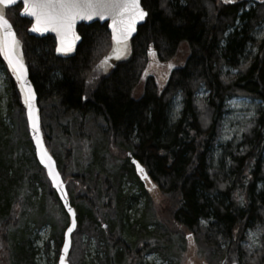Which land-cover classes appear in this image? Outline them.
Listing matches in <instances>:
<instances>
[{"label": "trees", "instance_id": "obj_1", "mask_svg": "<svg viewBox=\"0 0 264 264\" xmlns=\"http://www.w3.org/2000/svg\"><path fill=\"white\" fill-rule=\"evenodd\" d=\"M222 1L141 0L146 21L130 40L125 56L112 64L103 60L111 47L107 24L79 25L82 41L75 54L60 56L55 54L53 36L28 35L30 21L20 17V4L6 9L22 43L40 110L51 111L55 105L60 113L76 114L80 132L89 119H101L106 130L100 147L86 153L91 161L73 174L72 152H55L43 129L60 172L72 176L67 190L77 227L70 264H148L142 258L151 251L172 256L177 264L175 258L187 241L201 249L209 264H264V34L260 39L253 35L264 22V1L253 0L251 6L247 0ZM182 43L190 53L183 65L170 71L165 85L159 88L151 74L141 94L134 95L149 51L166 61ZM0 64H4L1 56ZM201 88L207 94L198 97ZM9 90L12 103L23 107L18 82L11 76ZM177 94L182 107L172 121L170 109ZM233 96L250 97L261 105L240 144L223 147L228 161L215 167L213 153L226 101ZM0 129H4L1 122ZM4 146L0 142V264H38L36 246L22 237L14 242L11 230L20 231L16 227L25 189L35 192L40 187L65 214L63 220L58 217L60 228L54 226L44 245L49 251L50 241L54 242L58 260L69 224L61 199L34 151L7 160ZM114 146L121 165L109 156ZM133 160L146 168L150 184L168 199L163 218L153 215V230H148L143 217L131 222L127 213L147 194ZM126 181L137 183L140 194L124 192ZM98 198L101 201L95 204ZM112 199L115 205L110 204ZM147 202L151 204L149 196ZM249 230L259 232L255 250L246 245ZM82 237L95 242L97 254L88 257V246L78 243Z\"/></svg>", "mask_w": 264, "mask_h": 264}, {"label": "rangeland", "instance_id": "obj_2", "mask_svg": "<svg viewBox=\"0 0 264 264\" xmlns=\"http://www.w3.org/2000/svg\"><path fill=\"white\" fill-rule=\"evenodd\" d=\"M247 5L251 6L254 4L248 2ZM263 34L264 22L256 28L253 35L256 39H260ZM251 48L250 50L252 51L254 47L251 46ZM189 53L190 50L188 45L182 43L177 49L176 54L169 60L163 61L157 56L152 55L151 58L149 56V64L141 77V83L138 89L134 91V95L138 96L141 94L144 82L148 75L151 74L156 77L159 88H162L166 83L170 71L173 68L183 65ZM10 76L11 74L5 64H0V122L4 126V129H0V142H2V145L5 144L2 151L4 152V158L7 160L15 159L17 156L27 153L28 150L34 151L32 142L29 139L30 135L25 108L21 107L19 104L12 103L13 101L9 90ZM206 94L205 89L201 88L198 97L206 96ZM11 103L15 105V107ZM260 105L261 102L259 100L250 97L233 96L227 99L221 136L213 153L212 164L215 167H219L221 162L225 163V160L228 161L223 147L225 145L235 147L240 144L242 132L245 130L248 122L256 115ZM53 106L54 107H51V111H41L42 129H45L46 134L50 137L48 139L49 144L55 152L59 154V152L63 151L65 153V149L72 152V162H69V164L73 167V174H79V172H81V166L84 167L91 161V158L88 156L89 154L86 153H91L93 149L100 147L102 141H104L106 130H103V121L101 119H89L85 122L80 132L78 126L80 120L76 117V114L68 115L62 112L60 113L58 112L59 110L55 108V105ZM181 107L182 97L180 94H177L173 99L170 109V118L172 121L179 116ZM75 120H77V125L74 123ZM88 149L89 151H87ZM113 151L114 154L110 153L109 156H113V160H115L117 165H121L122 158L117 156L118 153H115V146L113 147ZM84 154H86V157ZM71 177L72 176H64L67 185ZM77 185L78 187L80 186L79 181ZM138 186L137 183L133 185L129 181H126L122 187L124 192L140 194ZM143 186L147 194L142 195L137 204L130 208L127 213L130 215L131 222L143 217V222H146L145 225L148 230H153L155 228L153 215L155 219L163 218L162 212L164 207L167 205L166 208H169L168 199L156 185L150 184L149 181H143ZM82 192L83 190L79 188L78 194H82ZM48 194H50L48 190H43L42 187L37 188L35 192L32 189H25L19 206L20 220L16 227L20 228V231L11 230L15 232L14 242L20 240V237H22L30 240L33 245L36 246V261L38 264H57L54 242L50 241L51 248L49 251L44 250V245L50 238L54 226L55 228H60L58 217H60V220L65 219V214L61 207H57L56 201L52 197H49ZM147 196L151 198V204L147 202ZM93 201L97 204L100 203L99 201L101 200L98 198ZM115 203V199H112L110 202V204L113 205H115ZM150 206H152V210L148 208ZM100 211L104 213L106 210L100 209ZM126 238L129 239L127 236ZM130 238L129 240H133L131 235ZM78 243H82V245L84 244L86 247L88 246L89 258L97 254L98 249L93 240L89 241L86 237H82L81 240H78ZM8 245H10V243H8ZM77 245L79 246V244ZM246 245L250 250L257 249L259 246V232L257 230L248 231ZM1 247L2 243L0 240V248ZM175 261L177 264H209L202 254L201 249L189 241H187L185 249L178 253ZM142 262L148 264H173L174 261L172 256L165 258L161 256L159 252L151 251L143 254ZM223 263L224 262H222V264ZM122 264L129 263L124 261Z\"/></svg>", "mask_w": 264, "mask_h": 264}, {"label": "snow or ice", "instance_id": "obj_3", "mask_svg": "<svg viewBox=\"0 0 264 264\" xmlns=\"http://www.w3.org/2000/svg\"><path fill=\"white\" fill-rule=\"evenodd\" d=\"M24 2L25 13L35 18L33 30L45 31L52 28L57 32L61 41L57 47L59 52L71 51V42L68 40V36L72 33L73 25L77 19H92L94 16L104 19L105 16H111L112 38L114 41H120L127 40L128 36L135 31L136 22L143 20L146 16V12L140 5V0H24ZM0 3L9 5L13 3V0H0ZM72 35L73 38H78L74 36V33ZM19 43L12 30V25L0 12V55L4 56L16 79L20 81L21 91L24 93V103L28 106L29 120L39 147L42 142L39 137L38 118L34 115L32 104L34 93L26 79L27 70L18 51ZM46 157L47 153L41 149L42 163ZM47 160L49 175L54 183L59 184V173L53 170L51 157H47ZM136 167L146 177L147 174L144 173L143 168L139 164ZM68 212L73 216L71 225L67 228V232L71 233L76 226V220L71 207H68ZM68 247L69 242L65 241L64 253H67ZM60 264H65L64 255L60 256Z\"/></svg>", "mask_w": 264, "mask_h": 264}, {"label": "water", "instance_id": "obj_4", "mask_svg": "<svg viewBox=\"0 0 264 264\" xmlns=\"http://www.w3.org/2000/svg\"><path fill=\"white\" fill-rule=\"evenodd\" d=\"M21 3L22 4V8L20 10V16L21 17H24V18H28L30 21H31V24L28 28V34L30 36H37V37H45L47 35H52L54 38H55V42H56V47H55V53L62 56V55H68V56H72L75 54L76 50H77V47L78 45L80 44V42L82 41V37L81 35L78 33L77 31V27L78 25L80 24H93L95 22H99L101 24H104V23H108V26H109V30H110V33H111V38L113 37V30L112 28L110 27L111 23H112V18L111 16H105L104 19H101L99 16H94L92 19H77L73 25V29H72V33H74V36L75 37H78V38H73V35L72 33L69 34L68 36V40L71 42V51H67V52H59L57 51V47L58 45H60L61 41H60V37L58 36L57 32L52 30V28H48L47 30L45 31H35L33 30V24L35 23V18L32 17L31 15L25 13L24 11V8H25V2L24 0H13V3L9 4V5H5L3 3H0V12H2L5 16V8H8V7H12V6H15L17 4ZM140 5L141 7L143 8L142 4H141V0H140ZM144 9V8H143ZM145 11V10H144ZM146 12V11H145ZM146 16H147V12H146ZM146 16L144 17L143 20H138L135 24V31H133L127 38V40H120V41H114L113 38H112V42H113V47H112V51L109 55V58H112V59H117L119 56H120V53L122 51V49H124L126 47V42L130 39V38H133L136 33H137V30L138 28L143 25L145 23V20H146ZM5 18L8 20V18L5 16ZM9 21V20H8ZM9 23L11 24V22L9 21ZM12 25V24H11ZM12 30L15 32L13 26H12ZM15 35H16V32H15ZM17 38V36H16ZM18 40V39H17ZM18 51L20 53V55L22 56V59H23V63H24V66L26 68V79L28 81V83L30 84L31 86V89H32V92L34 93V98H33V101H32V104H33V108H34V115L38 118V126H39V137H40V140H41V145L38 147L37 145V142H36V139H35V133L33 132V129H32V126H31V122L29 120V116H28V106L24 103V93L21 91V95H22V99H23V103L25 104V107H26V116H27V121H28V128H29V134H30V137L32 139V142H33V145H34V149H35V155L37 157V159L39 160V162L44 166V169L46 171V174L48 176V178L50 179L52 185L57 189V192L61 198V201H62V204L66 210V212L68 213L69 215V225L68 227L71 225V222H72V219H73V216L72 214H70L68 212V207H71L73 212L75 213V220H76V225H77V219H76V211L74 209V207L71 205L70 203V199H69V195L67 193V190L65 188V184L61 178V175L59 174V177H58V180H59V184L57 183H54L53 182V179L52 177L49 175V169L47 167V164H48V160H47V157H51V164H52V167H53V170L57 173L58 172V167H57V163H56V160L55 158L52 156V154L49 152L48 148L46 147L45 143H44V139H43V134H42V130H41V126H40V115H39V111H38V106H37V95H36V91L34 89V86H33V83L30 79V74H29V70H28V66L26 65L25 61H24V57H23V53H22V49H21V44L19 43V48H18ZM3 57V59L5 60L4 56L1 55ZM6 64H7V67L8 69L11 71V73L13 74V76L16 78L15 74L12 72V70L9 68L8 66V62L7 60H5ZM17 80V79H16ZM18 81V80H17ZM19 82V88L21 90V84H20V81ZM41 149H43L46 153H47V157L45 158V161L42 163L41 162ZM135 163V166L137 164H139L137 161H134ZM141 167L142 165L139 164ZM143 168V167H142ZM137 169V167H136ZM138 171V170H137ZM141 173V172H140ZM144 173H146L144 171ZM142 174V173H141ZM147 174V173H146ZM143 176V174H142ZM144 177V176H143ZM146 177H148V175H146ZM67 205V206H66ZM67 227V228H68ZM76 228V226H75ZM75 228L73 229V231L75 230ZM68 233L67 232V229L65 231V238H64V243H63V246L61 248V252H60V255H59V258H58V264H60V256L61 255H64L65 257V264H69V262L67 261V256H68V253H69V250H70V247H71V242H72V233ZM65 241H68L69 242V247H68V251L67 253H64V244H65Z\"/></svg>", "mask_w": 264, "mask_h": 264}, {"label": "flooded vegetation", "instance_id": "obj_5", "mask_svg": "<svg viewBox=\"0 0 264 264\" xmlns=\"http://www.w3.org/2000/svg\"><path fill=\"white\" fill-rule=\"evenodd\" d=\"M224 2L226 1V0H223Z\"/></svg>", "mask_w": 264, "mask_h": 264}, {"label": "bare ground", "instance_id": "obj_6", "mask_svg": "<svg viewBox=\"0 0 264 264\" xmlns=\"http://www.w3.org/2000/svg\"><path fill=\"white\" fill-rule=\"evenodd\" d=\"M134 161V160H133Z\"/></svg>", "mask_w": 264, "mask_h": 264}]
</instances>
